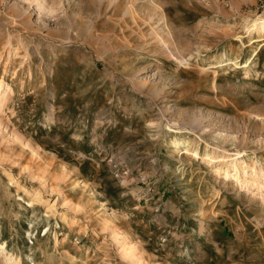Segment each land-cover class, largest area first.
I'll return each mask as SVG.
<instances>
[{"label":"rangeland","instance_id":"rangeland-1","mask_svg":"<svg viewBox=\"0 0 264 264\" xmlns=\"http://www.w3.org/2000/svg\"><path fill=\"white\" fill-rule=\"evenodd\" d=\"M257 19L264 0H0V264H264Z\"/></svg>","mask_w":264,"mask_h":264},{"label":"bare ground","instance_id":"bare-ground-1","mask_svg":"<svg viewBox=\"0 0 264 264\" xmlns=\"http://www.w3.org/2000/svg\"><path fill=\"white\" fill-rule=\"evenodd\" d=\"M11 18V17H10ZM252 24L249 26V30L250 28L251 31L255 32V33H258V34H264V19H257V20H254L251 22ZM10 29V28H9ZM257 54V47L253 50V53L250 57V59L248 60V62L245 64V66L243 67H247L251 62V60H253L255 58V55ZM166 59V58H164ZM169 59V57H168ZM165 61V60H164ZM150 64V63H149ZM148 64V65H149ZM151 66V65H150ZM236 66L238 68H241L239 67V64H236ZM153 68V67H152ZM147 69V68H146ZM149 70V69H148ZM30 85V84H28ZM12 87L10 85H7L3 80L0 81V112H2L3 110L1 109V107H3V103H6L5 100L8 101V99H6L7 97V94L12 92ZM4 109V108H3ZM2 110V111H1ZM5 111V110H4ZM3 113V112H2ZM177 129V128H176ZM174 129L172 130L173 132H176L177 133V130ZM181 145V144H180ZM181 148V147H180ZM179 151V154L181 156H190L194 159H200L201 158V155L199 153V151L197 149H191L189 148V146H183L181 149H177ZM223 152V155H221V158L228 162L230 164V168L234 171V174L231 175L229 174L228 172H225V175H226V179L227 178H231L233 179L235 182L239 183L240 181V176H241V172H243L244 174L247 173V166L246 167H242L239 165V162L242 158L245 157V153L244 152H239L235 155H231V154H228V152H226L225 150L222 151ZM221 152V153H222ZM206 156V155H205ZM209 158V154L207 156ZM205 159V158H204ZM208 160V159H207ZM222 170L220 167H216V172L220 173ZM252 171L253 172H256V169L255 167L252 168ZM185 172V171H184ZM256 175V174H255ZM263 178V179H262ZM264 181V176H258L257 177V181L256 183L257 184H261V182ZM256 184V185H257ZM2 251H6V245L5 243H2L0 242V252Z\"/></svg>","mask_w":264,"mask_h":264}]
</instances>
